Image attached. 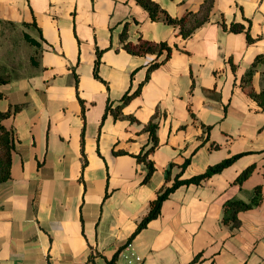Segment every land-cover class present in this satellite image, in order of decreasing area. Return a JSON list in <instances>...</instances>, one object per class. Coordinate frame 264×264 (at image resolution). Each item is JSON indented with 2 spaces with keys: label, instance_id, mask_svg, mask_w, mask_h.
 <instances>
[{
  "label": "crops",
  "instance_id": "obj_1",
  "mask_svg": "<svg viewBox=\"0 0 264 264\" xmlns=\"http://www.w3.org/2000/svg\"><path fill=\"white\" fill-rule=\"evenodd\" d=\"M153 1L172 18L204 2ZM125 28L129 42L174 47L148 79L166 52L130 54ZM258 56L264 0H215L210 22L187 39L137 0H0V75L10 79L0 84V113L12 112L2 123L16 140L11 179L0 184V264H264V197L239 213V227L222 223L227 201L250 202L259 185L264 195V110L240 86ZM140 86L120 118L107 113ZM251 87L263 90L264 64ZM155 116L158 146L147 160L155 170L145 181L148 162L138 156L153 146ZM237 155L171 193L130 241L178 176Z\"/></svg>",
  "mask_w": 264,
  "mask_h": 264
},
{
  "label": "trees",
  "instance_id": "obj_2",
  "mask_svg": "<svg viewBox=\"0 0 264 264\" xmlns=\"http://www.w3.org/2000/svg\"><path fill=\"white\" fill-rule=\"evenodd\" d=\"M137 2L144 7L150 14L152 21H163L167 24L173 25L178 31L179 34L183 37V39H187L193 35V33L199 28L203 27L205 24L210 22L211 16L215 6V0H204L201 8L197 12L189 11L181 18H172L162 7L153 0H137ZM230 30L232 32H242L245 30L244 25H240L237 23H232L230 26ZM247 38L250 43L254 41L249 33H247ZM26 39L31 44H37L32 38L26 36ZM121 40L123 41L124 49L132 55L144 56L147 54H156L157 58L161 57L164 52H166L165 58L162 61H158V59L150 66L148 70L147 79L150 76V73L159 67L162 63H164L172 54L174 47L170 46L168 42L155 43L143 38H139V40L134 42L128 41L127 30L122 33ZM100 55L101 52L98 53V59L95 65V76L98 78V67L100 64ZM260 64H264V56H258L253 62L252 66L248 69V71L243 75L240 80V86L243 90H245L251 98H253L258 105L264 110V88L261 92H255L251 85L253 81V77L257 72V68ZM9 77H5L0 75V84L9 82ZM142 86H140L135 92L129 93L127 92L123 98L121 99L120 104L116 108H112V105L107 106V113L111 112L115 119L121 117L123 108L141 92ZM12 114L11 111L6 113H0V184L5 183L11 179V166H12V155L13 150L15 148V135L12 131L8 130L3 125V120L9 117ZM157 116L153 118L150 124L147 126V130L150 132L151 140L153 142V146L148 149L145 153L140 154L138 156L139 161H147L149 155L152 151L158 146V138L156 131L159 127V122L156 121ZM240 157V155L233 156L223 160L222 162L210 167L205 173L195 176L190 179L180 180L179 176L176 178L173 186L164 188L161 190L157 197L152 201L150 206V211L148 215L142 220L139 224L136 231L130 237V241L143 229L147 226V224L159 217L161 214V208L163 202L181 186L191 185V184H201L204 180L212 177L215 174L222 172L226 167L230 166ZM149 166V172L145 178V181H148L152 174L154 173V165L151 161H147ZM189 161L185 162L182 166V169H185L188 165ZM254 170V166L249 167L243 173H241L236 182L242 184L249 176L252 174ZM254 196L250 202H245L240 199H232L227 201L224 204V214L222 218V223L225 225H231L233 228H237L240 225L239 213L248 211L258 207L263 201V185H259L254 188ZM201 255H198L193 263L198 262ZM110 264H113L111 262Z\"/></svg>",
  "mask_w": 264,
  "mask_h": 264
},
{
  "label": "built area",
  "instance_id": "obj_3",
  "mask_svg": "<svg viewBox=\"0 0 264 264\" xmlns=\"http://www.w3.org/2000/svg\"><path fill=\"white\" fill-rule=\"evenodd\" d=\"M141 259L138 258V261H140Z\"/></svg>",
  "mask_w": 264,
  "mask_h": 264
},
{
  "label": "rangeland",
  "instance_id": "obj_4",
  "mask_svg": "<svg viewBox=\"0 0 264 264\" xmlns=\"http://www.w3.org/2000/svg\"><path fill=\"white\" fill-rule=\"evenodd\" d=\"M25 61V60H24ZM5 77H8V75L7 76H5Z\"/></svg>",
  "mask_w": 264,
  "mask_h": 264
}]
</instances>
